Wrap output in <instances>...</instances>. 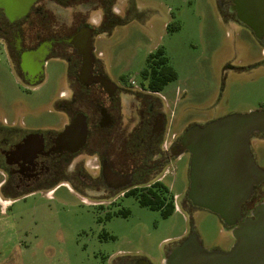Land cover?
Masks as SVG:
<instances>
[{
	"label": "rangeland",
	"instance_id": "obj_1",
	"mask_svg": "<svg viewBox=\"0 0 264 264\" xmlns=\"http://www.w3.org/2000/svg\"><path fill=\"white\" fill-rule=\"evenodd\" d=\"M231 1H117L119 20L110 35L100 36L96 49L108 78L121 84L124 76L129 85L122 95L123 130L134 127L138 108H145L140 101L149 90L142 85L141 71L148 55L160 47L178 73L161 92L150 93L162 103L169 121L164 148L165 142L171 144L173 133L182 135L190 126L264 109V44L229 9ZM56 10L61 19L62 15L69 19V10ZM171 24L179 27L169 30ZM44 66L42 80L24 82L0 44L1 122L41 132L63 128L67 115L62 109L67 104L60 93L71 97L68 65L53 57ZM106 95L102 91L103 99ZM253 141L257 162L264 168V134L255 135ZM110 144L118 159L133 158L121 150L120 136ZM92 150L93 144L76 160L85 175L96 174L97 154ZM153 155L146 152L148 164ZM190 159L189 153L174 157L138 183L140 187L163 178L170 192L178 195L179 208L168 218L142 206L134 196L108 205L111 199L104 187L97 192L94 184L67 178L44 189L11 195V204L5 209L0 205V264H119L121 259L164 264L167 250L192 231L207 249H229L234 236L221 217L195 207L187 197ZM1 177L0 173V181ZM126 209L130 214L125 217L121 211Z\"/></svg>",
	"mask_w": 264,
	"mask_h": 264
},
{
	"label": "flooded vegetation",
	"instance_id": "obj_2",
	"mask_svg": "<svg viewBox=\"0 0 264 264\" xmlns=\"http://www.w3.org/2000/svg\"><path fill=\"white\" fill-rule=\"evenodd\" d=\"M117 1L0 0V44L13 61L19 78L29 84H36L42 80L44 65L49 58L64 59L68 65L67 74L73 98L70 97L69 101L65 98L67 94L63 91L60 93L62 102L67 104L62 109L67 121L60 130L41 132L27 129L26 126L22 128L15 122L9 124L0 121V166L4 168L3 172L0 171L3 174L0 194L3 196L30 193L67 178L75 183L94 184L97 192L104 187L105 194L111 199L108 205H115L124 196H131L127 195L131 189L139 187L138 183L147 175L158 173L174 157L181 158L189 153L192 159L190 150L181 147L184 133H173L171 144L167 148L163 147L165 114L161 110L162 103L160 105L159 99L150 94L158 92H145V99L140 101V105H145V108H138L139 120L129 131L123 130L122 95L129 89L127 79L122 77V83L117 84L108 78L96 49L100 36L110 35L119 20L117 15L121 11ZM57 8L69 10V19L63 15L64 19H61ZM229 9L236 13L233 0L229 3ZM102 91L107 94L105 99L101 96ZM67 130L68 134L63 136ZM257 134L264 132L251 135L249 157L258 164L253 141ZM84 135L85 143L81 145ZM118 136L121 150L133 157L130 161L120 160L112 152L110 143L116 142ZM92 144V151L97 154V164L93 165L96 174L85 175L80 171L81 161L76 160ZM147 151L154 154L151 164L146 160ZM240 162L245 167L251 164L247 163L244 156ZM70 165L74 166L73 169L68 168ZM245 171L251 172L249 165ZM161 180L163 178H157L152 183ZM191 183L192 176L186 194L193 203L189 196ZM241 188L248 193V198L241 204L242 218L233 225L221 218L233 236L234 229L241 222L254 219L257 212L264 210V181L253 185L243 183ZM193 234L196 233L192 231L182 237L167 250L164 264H174V259L171 260L173 249L181 246ZM118 263L150 264L141 259L130 263L121 259Z\"/></svg>",
	"mask_w": 264,
	"mask_h": 264
},
{
	"label": "water",
	"instance_id": "obj_3",
	"mask_svg": "<svg viewBox=\"0 0 264 264\" xmlns=\"http://www.w3.org/2000/svg\"><path fill=\"white\" fill-rule=\"evenodd\" d=\"M233 8L238 19L264 41V0H233ZM254 132H264V109L190 126L181 140L182 149L193 155L190 198L195 205L229 220L231 225L242 218L241 204L248 198L241 188L243 183L264 181V168L249 157ZM85 139L84 135L81 145ZM243 156L251 163L246 167L240 162ZM248 165L250 173L245 171ZM255 216L234 229L236 240L229 250L207 249L198 235L193 234L173 249L171 260L174 259V264H264V210Z\"/></svg>",
	"mask_w": 264,
	"mask_h": 264
},
{
	"label": "trees",
	"instance_id": "obj_4",
	"mask_svg": "<svg viewBox=\"0 0 264 264\" xmlns=\"http://www.w3.org/2000/svg\"><path fill=\"white\" fill-rule=\"evenodd\" d=\"M178 27L179 25L171 24L169 30ZM141 76L142 85L146 89L161 92L170 82L177 79L178 73L170 64L165 50L160 47L148 55ZM127 195L134 196L142 206L160 211L163 218L170 217L176 211L175 194L170 192V188L163 181L133 188ZM121 213L126 217L130 214V210L126 209Z\"/></svg>",
	"mask_w": 264,
	"mask_h": 264
},
{
	"label": "crops",
	"instance_id": "obj_5",
	"mask_svg": "<svg viewBox=\"0 0 264 264\" xmlns=\"http://www.w3.org/2000/svg\"><path fill=\"white\" fill-rule=\"evenodd\" d=\"M166 99V98H165ZM166 119H167V122H166ZM164 124L165 126H169V121H168V118H167V115L165 114V119H164ZM1 173V172H0ZM2 174V173H1ZM3 175V174H2ZM2 183V181H0V184ZM14 201L13 197L11 195H4V196H1L0 194V205H2L1 207L2 208H6L9 204H11L12 202ZM177 210V209H176Z\"/></svg>",
	"mask_w": 264,
	"mask_h": 264
},
{
	"label": "built area",
	"instance_id": "obj_6",
	"mask_svg": "<svg viewBox=\"0 0 264 264\" xmlns=\"http://www.w3.org/2000/svg\"><path fill=\"white\" fill-rule=\"evenodd\" d=\"M164 146H165V148L168 147V145L166 144V142H165ZM175 198L177 199L178 198V195H175ZM175 204H176V200H175ZM176 207L179 208V206L177 204H176Z\"/></svg>",
	"mask_w": 264,
	"mask_h": 264
}]
</instances>
